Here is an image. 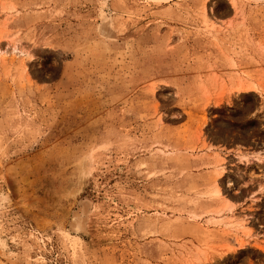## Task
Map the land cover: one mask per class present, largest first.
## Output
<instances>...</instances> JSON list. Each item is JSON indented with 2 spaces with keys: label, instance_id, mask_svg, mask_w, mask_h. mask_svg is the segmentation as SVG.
Listing matches in <instances>:
<instances>
[{
  "label": "rangeland",
  "instance_id": "obj_1",
  "mask_svg": "<svg viewBox=\"0 0 264 264\" xmlns=\"http://www.w3.org/2000/svg\"><path fill=\"white\" fill-rule=\"evenodd\" d=\"M0 264H264V0H0Z\"/></svg>",
  "mask_w": 264,
  "mask_h": 264
},
{
  "label": "bare ground",
  "instance_id": "obj_2",
  "mask_svg": "<svg viewBox=\"0 0 264 264\" xmlns=\"http://www.w3.org/2000/svg\"><path fill=\"white\" fill-rule=\"evenodd\" d=\"M233 3L235 4V2H233ZM75 227H76V230H80L81 229V224L79 222H77V225Z\"/></svg>",
  "mask_w": 264,
  "mask_h": 264
}]
</instances>
